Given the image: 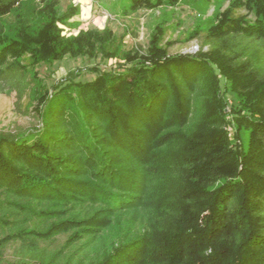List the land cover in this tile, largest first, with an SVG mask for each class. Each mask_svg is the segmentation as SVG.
<instances>
[{
  "label": "trees",
  "instance_id": "1",
  "mask_svg": "<svg viewBox=\"0 0 264 264\" xmlns=\"http://www.w3.org/2000/svg\"><path fill=\"white\" fill-rule=\"evenodd\" d=\"M22 1L0 0V17ZM219 1L224 12L189 34L198 53L169 55L158 23L123 70L70 73L52 95L34 92L35 68L108 61L114 33L62 37L56 23L78 7L60 13V0L37 33L0 31V93L31 116L34 92L41 117L0 132V264H264V0Z\"/></svg>",
  "mask_w": 264,
  "mask_h": 264
},
{
  "label": "rangeland",
  "instance_id": "2",
  "mask_svg": "<svg viewBox=\"0 0 264 264\" xmlns=\"http://www.w3.org/2000/svg\"><path fill=\"white\" fill-rule=\"evenodd\" d=\"M49 0H23L20 5L10 13L0 17V31L12 34L18 30L22 22L28 24L32 33H37L49 21L46 12ZM125 0H60L59 12L63 13L72 6L78 7V14L67 20L66 23L57 22L62 37L76 36L82 30L92 28L99 30L110 29L115 35L113 48L116 56L108 61L100 57L90 60L88 58L65 57L53 65L36 67L40 79L35 81L34 92L43 93V83L53 94L52 85H61L70 75L79 71L77 80L91 81L95 74L89 71L97 66L103 71L123 70L125 65L122 56L132 50L145 53L148 48L149 36L158 23H162L167 30L163 44L169 45V55L196 54L200 51L201 40H189L190 32L200 23L203 26L211 23L219 12H224L229 2L221 3L219 0L208 2L206 0H181L174 8L162 7L155 11L142 10L131 13L124 9ZM246 14L245 10L239 12ZM112 44V42L110 43ZM206 51V49H205ZM26 63H29L26 60ZM122 67V68H121ZM34 92L25 101L26 107L33 113L23 116L15 110V95L0 93V132L18 129L30 130L41 125V117L35 112L37 99ZM231 99V97H229ZM228 111V110H227ZM9 257L11 251L8 252Z\"/></svg>",
  "mask_w": 264,
  "mask_h": 264
}]
</instances>
